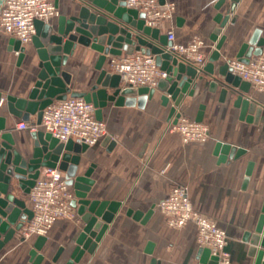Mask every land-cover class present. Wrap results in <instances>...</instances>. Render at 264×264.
<instances>
[{
	"label": "crops",
	"instance_id": "crops-1",
	"mask_svg": "<svg viewBox=\"0 0 264 264\" xmlns=\"http://www.w3.org/2000/svg\"><path fill=\"white\" fill-rule=\"evenodd\" d=\"M51 1L59 16L67 18L80 6L79 0ZM169 1L176 6L174 19L163 25L161 33L166 34L173 26L178 43L203 38L208 59L215 49L210 39L218 26L215 18L219 13L227 14L232 0H226L219 10L216 5L220 0ZM235 16L236 22H229L223 30L227 39L216 69L225 60L236 58L240 46L249 40L255 29L260 28L264 37V0H240L231 13V18ZM58 17L48 23H56ZM10 39L0 29V93L3 95L0 117L6 118V128L11 130L16 148L29 158L34 142L32 133L18 128L24 121L10 115L6 97H27L37 80L38 59L33 42H30L24 45L26 58L18 65V54L8 49ZM99 55L91 47L78 45L65 67L72 75V91H91L99 75L96 69ZM125 55L124 52L122 56ZM108 58L105 68H109L112 56ZM211 81V77L204 76L195 96L187 97L179 108L182 116L195 119L199 106H205L203 122L210 130L206 143L186 144L178 132L169 130L173 120L169 121V108L161 105L160 93L143 109L137 105L116 107L112 104L103 109L107 136L116 145L109 149L110 143L105 142V136L100 143L89 147L82 155L80 173L94 166L91 178L95 183L88 198L118 201L122 207L95 252L86 253L76 264H152L153 260L158 264H199L197 227L194 224L181 229L169 227L158 207L179 185L187 186L197 211L227 232V251L232 264H254V259L248 256L250 244L243 238L247 231L254 229L264 205V110L258 123L242 119L241 109L234 105L236 97L229 93L221 102L222 87L210 92ZM245 96L264 105V92L252 85ZM35 120L32 116L31 122ZM219 142L242 148L246 153L238 159L230 160L226 156L221 160V155L215 154ZM250 164L252 170L247 176ZM19 195L31 209L29 195L22 192ZM129 209L143 214L153 210V214L142 223L127 215ZM81 228L79 217L56 222L46 236L42 251L45 259L41 264H66ZM38 237L22 241L17 235L1 250L0 264H33L30 252ZM60 248H64V252L55 262Z\"/></svg>",
	"mask_w": 264,
	"mask_h": 264
},
{
	"label": "water",
	"instance_id": "water-1",
	"mask_svg": "<svg viewBox=\"0 0 264 264\" xmlns=\"http://www.w3.org/2000/svg\"><path fill=\"white\" fill-rule=\"evenodd\" d=\"M79 1L80 6L74 9V15L69 18L59 16L56 23L36 21V35L32 42L36 50L35 57L38 59L37 80L27 97L18 98L13 95L6 97L11 116L24 122H31V117L34 116L36 120L31 123L40 127L44 110L49 105L56 100L75 97L93 103L97 108V118L102 120V111L110 104L116 107L137 105L143 109L149 100L160 93L161 105L169 108V121L173 120V124H177L182 116L179 108L184 105L187 97L195 96L199 81L204 80V76H209L212 78L210 92H216L221 86L220 101L223 102L231 93L236 97L235 107L241 109V118L258 123L264 105L246 98L251 84L233 74L230 67L232 59L222 62L218 69L215 66L221 59V51L227 39L223 35V30L229 22H236V16L231 18V13L240 0H232L226 15L219 13L216 16L218 26L210 37L215 43V49L202 69L182 61L169 51L173 42L169 41L167 35L162 34L160 29L147 26L146 14L128 8L127 0ZM225 1L220 0L216 8L219 10ZM3 2L4 0H0V8ZM159 2L164 5L166 0ZM78 45L91 47L100 54L96 64L99 75L91 91L86 93L72 91L70 87L72 75L65 70L69 57L74 55ZM8 49L18 54V65L26 58V47L19 40L11 38ZM124 52L126 55L142 52L155 56L157 65L167 73V77L161 79L155 88L124 87L121 84V77L105 68L109 56L119 57ZM263 55L264 37L262 30L257 28L249 40L240 46L236 58L248 63L252 57ZM2 99L3 95L0 93V105ZM204 111L205 106L200 105L194 120L203 122ZM32 138L34 141L32 152L29 158H25L16 148V140L11 130L6 128V118L0 117V252L33 218L32 210L19 193L30 194L41 169L57 167L65 173L67 184L73 190L74 199L71 205L82 222L76 246L66 264L79 263L86 253L95 252L109 225L120 211L122 203L88 198L95 183L91 178L94 166L80 173L82 155L89 148L87 145L74 140L60 142L41 129L33 132ZM105 142L110 143L109 149L116 145L110 136H107ZM245 153L246 150L242 148L221 142L217 144L215 150L216 155H221V160L226 156L230 160L238 159ZM251 170L252 164L249 165L247 176L251 174ZM152 214L153 210L147 214L132 209L127 212L128 216L142 223H146ZM243 241L250 244L248 256L254 259V264H264V205L254 229L244 234ZM46 242V236L38 237L30 252L33 264H41L44 261L42 251ZM63 252L64 248H60L54 257L55 262ZM197 260L199 264L220 262L219 256L202 247L198 251ZM152 264L158 262L153 260Z\"/></svg>",
	"mask_w": 264,
	"mask_h": 264
},
{
	"label": "built area",
	"instance_id": "built-area-1",
	"mask_svg": "<svg viewBox=\"0 0 264 264\" xmlns=\"http://www.w3.org/2000/svg\"><path fill=\"white\" fill-rule=\"evenodd\" d=\"M127 7L146 14V25L161 29L166 22H172L175 3L166 0H127ZM59 11L51 0H4L0 8V29L9 37L19 40L22 45L32 42L36 35V21L49 22L58 17ZM166 35L173 42L169 51L179 59L202 69L207 63L204 51L206 42L196 37L188 43L176 42V34L171 26ZM233 74L249 82L259 92H264V55L252 57L248 63L237 58L230 62ZM109 70L121 77L124 87L155 88L161 79L167 77L156 62L155 56L142 52L131 55L112 56ZM97 108L83 98L68 97L56 100L43 113L42 125L22 122L18 128L31 133L43 129L60 142L74 140L92 147L108 135L107 123L99 120ZM178 132L184 143H206L210 139V130L204 122H197L181 116L177 124L169 127ZM74 193L67 184L65 173L59 168H43L35 185L30 191L29 200L33 218L18 233L22 241L34 236H47L56 222L62 219H77L76 210L71 202ZM158 207L166 223L174 229L194 224L198 229V245L208 248L213 255L219 256L221 264H232L227 251L228 234L213 219L197 211L189 196L187 186H176Z\"/></svg>",
	"mask_w": 264,
	"mask_h": 264
},
{
	"label": "rangeland",
	"instance_id": "rangeland-1",
	"mask_svg": "<svg viewBox=\"0 0 264 264\" xmlns=\"http://www.w3.org/2000/svg\"><path fill=\"white\" fill-rule=\"evenodd\" d=\"M190 119V118H189ZM192 120H194V119H192Z\"/></svg>",
	"mask_w": 264,
	"mask_h": 264
}]
</instances>
